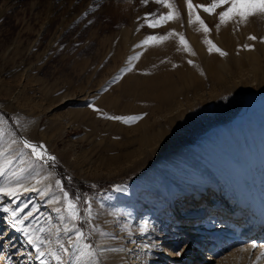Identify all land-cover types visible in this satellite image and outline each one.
Instances as JSON below:
<instances>
[{"label": "rangeland", "instance_id": "rangeland-1", "mask_svg": "<svg viewBox=\"0 0 264 264\" xmlns=\"http://www.w3.org/2000/svg\"><path fill=\"white\" fill-rule=\"evenodd\" d=\"M209 2L210 0H194V3L198 4ZM175 3L179 8V0H175ZM165 10L154 2L145 5L141 0H0V136H6L12 146L8 153L4 151L0 154V165H8L14 172L26 165L38 167L42 173L45 170L53 173L47 189L52 197H41L37 193L32 195L33 192L30 191L27 197L21 196L7 206L8 198L0 195V215L6 213V207L15 210L20 208L23 202L28 205L23 212H17V218H23L29 210L33 211V216L25 221V226L30 225L35 230L32 233L34 236L40 235L51 240V244L41 246L42 250H45V256L41 259L47 264H58L48 253L49 248L66 259V254L56 244V240L59 239L68 246V236L74 235L76 230L73 228L74 223L84 233L86 243H91L94 249L102 234L131 242L128 248H134L132 244H138L147 230L150 219L146 220V226L144 224L139 231H134L136 237L131 241L129 236L133 228H126L133 221L140 224V191H137L136 196L132 194L127 198H114V183L118 180L135 181L139 179L140 170L127 169L122 172L123 166L128 162L118 164L119 161L110 159V154L115 151L106 149L107 140L102 136L107 135L104 130L111 120V115L108 114L104 121L102 117L93 121L87 119L86 107L93 105L95 101L105 100L106 97L118 96L117 84L123 83L124 75L131 74L132 68H136L135 62L130 63L132 59L128 53H124L129 44L123 46L122 29H129L132 22L137 20L138 28L145 36H139L140 39L159 35L165 29L148 27L144 18L148 13L159 16L167 11ZM201 15L211 29L206 34L207 38L227 53L220 57L219 53L213 51L222 60L226 59L223 74H228L230 79L226 85L229 91L213 98L206 96L203 108L205 114L215 118L227 115L231 117L241 103L243 92L264 88V41L260 39L264 37V18H251L247 24H238L233 20L232 25L229 23L219 28L223 33L216 30V24L219 22L217 16H209L202 11ZM180 19V33L185 37V27L182 23L185 20L184 14L181 13ZM164 25V28H171L169 23ZM191 30L195 32L194 26H191ZM249 35H255L257 39L249 40ZM139 38L137 39L140 40ZM244 44H252L254 48L248 50L242 47ZM206 50H209L208 45ZM117 75L118 78H114ZM210 83L207 78L205 89L210 88ZM43 90H47L51 96L55 95L56 100L53 97L52 105L42 107L47 105L49 99L44 97ZM60 94H66L64 102L60 101V98L57 99ZM91 108H97V105ZM75 118L89 122L88 127L66 123ZM32 120L37 121L31 124ZM23 129L27 133H23ZM19 135L37 145L43 142L47 153L55 156L56 160H37L31 155L30 149L23 147ZM240 139L244 140L242 136ZM13 140L16 141L15 144L12 143ZM62 148L67 151L65 154L58 153ZM6 160L11 163L5 164ZM39 176V173L33 174L31 171L27 178L35 180ZM58 179L62 180L65 190L81 197L78 209L82 216L80 221H72L66 211L57 213L54 209L62 207L61 204H49L48 201L53 197L62 196L60 186L55 184ZM85 201L91 205L90 214L85 211L88 208ZM150 201L149 206L152 204L151 207L154 205L155 209L159 208L156 206L158 202H164L155 199L154 203ZM165 206L166 202L160 207L163 209ZM152 208L148 210L150 217L155 214V209ZM241 218L244 216L241 215ZM123 223H127L125 228L122 227ZM41 227L46 231L39 232ZM65 228L70 231L65 233ZM118 228L123 232L116 233ZM4 229L1 224L0 235ZM14 230L17 232L14 236L16 242H12L15 249L10 250L12 252L9 255L2 253L4 235L0 237V264H7L9 257H13L12 264H40V261L35 259L38 254L35 246L28 242L27 236L22 234L19 227ZM250 238H244L240 242L241 246ZM261 241L264 242V237L260 233L252 243L257 245L262 243ZM186 242L185 239L178 240L173 248L179 251ZM229 246L231 245H215L218 250L214 256L222 257ZM128 248L126 249L129 250ZM123 257L122 264H143L146 259L135 257L130 260L127 254ZM194 262L190 260L187 264H195ZM209 263L215 264V261Z\"/></svg>", "mask_w": 264, "mask_h": 264}, {"label": "bare ground", "instance_id": "bare-ground-1", "mask_svg": "<svg viewBox=\"0 0 264 264\" xmlns=\"http://www.w3.org/2000/svg\"><path fill=\"white\" fill-rule=\"evenodd\" d=\"M179 5L185 17L182 23L189 49L185 50L177 35L158 44L143 45L141 42L145 38H139L144 35L138 28L137 20L132 22L129 29H122L123 46L129 44L127 51H124L126 48L122 51L128 53L132 59H129L130 63L135 62L136 68H132L131 74L124 75L123 83H115L119 86L118 96L95 101L92 107L97 105V108L86 107L87 119L93 121L100 117L104 121L108 114L111 117H141L131 123L111 118L104 130L107 135L102 137L107 140L106 149L115 151L110 154V159L119 161L118 164L128 162L122 172L140 170L139 179L131 182L118 180L113 185L114 198L117 199L141 192L138 194L142 204L139 206L140 224L133 221L127 227V223L122 225L134 229L129 236L131 241L136 237L134 231H139L144 224L146 226V220L150 219L139 243L132 244L134 248H128L131 242L102 234L95 248L99 264H122L126 254L130 260L146 258L143 264H187L190 260H194L195 264H210L211 261L215 264H264V256L261 255L264 253V242L252 247L257 234L261 233L264 237V107L238 119H233V114L218 118L205 114L203 105L206 96L217 97L229 89L226 85L230 79L228 74H223L227 63L215 52L206 50L204 41L208 35L199 30L198 24L188 23L184 0H179ZM168 23L171 28L160 26L165 30L157 36H164L173 29L176 33L181 32L179 20ZM191 26H194L195 32ZM136 39L138 42H135ZM206 77L211 82L208 89L204 86ZM42 94L49 98L47 105L41 103L42 107L50 106L56 100L55 95L51 96L47 90H43ZM57 97L64 102L66 94ZM36 121L30 123L35 124ZM66 123L85 128L89 125L82 118ZM24 129L23 133H27ZM6 138L0 136V154L4 151L8 153L12 147ZM66 152L64 148L58 151ZM11 170L8 165L5 166V173L0 176V187L23 184L31 188L35 185L37 191L32 195L49 192L51 171L42 173L38 167L26 165L18 172ZM31 171L40 176L35 180L28 179ZM36 180L40 182L37 184ZM28 193L30 191H21L15 197L4 193L0 195L8 198L7 206H10L21 196L27 197ZM48 196L51 194L48 193ZM150 199L162 200L166 206L162 209L160 206L164 202H158L156 206L159 208L155 209L154 205L152 208V204L149 206ZM24 205L25 202L20 208ZM149 207L155 209L153 217H150ZM12 219L10 213L0 215V225L5 228L1 234L4 235L2 253L6 255L15 249L12 242H16L14 236L17 232L12 227ZM119 232H123L121 228L116 229V233ZM247 237L251 238L241 246L240 242ZM183 239L187 240L186 244L176 251L174 245ZM85 243L83 236L78 245L69 248L65 260L83 250ZM225 244L231 245L227 247V252L222 257L214 256L218 250L215 245L221 247ZM12 258L9 257L6 263L12 264ZM82 262L92 264L88 257H84Z\"/></svg>", "mask_w": 264, "mask_h": 264}, {"label": "snow or ice", "instance_id": "snow-or-ice-1", "mask_svg": "<svg viewBox=\"0 0 264 264\" xmlns=\"http://www.w3.org/2000/svg\"><path fill=\"white\" fill-rule=\"evenodd\" d=\"M141 2L145 5L154 2L157 5L163 6L167 9L166 12L156 16L155 13H148L145 16V21L147 26L150 28H157L164 24H167L170 21L179 20L181 17V12L175 3V0H141ZM184 4L187 8V15H188V23L189 24H198L200 26L199 30L207 34L211 31L209 25L206 23L205 19L201 15V11L206 13L209 16H217L218 23L216 24L217 30L222 25H228L231 21L235 20L238 24L243 23L247 24L251 18H264V0H210L209 3L206 4H198L194 3V0H184ZM148 17H155L153 19H149ZM177 35L179 36V41L181 45L185 48V50L189 49L188 41L185 39L182 33H176L173 29L172 31L168 32L164 36H157V35H150L147 36L141 43L143 45L158 44L167 39L171 36ZM249 40H256L257 37L255 35H249ZM264 41V37L260 38ZM209 46V52H217L220 55L224 56L227 53L219 48L211 39H205L204 41ZM243 48L248 50H252L254 45L252 44H244L242 45ZM135 58V57H134ZM192 63V61H189ZM130 70V69H127ZM92 107V105H90ZM98 110V109H97ZM112 119L116 120H123L125 123H131L136 120H139L140 116H129V117H121L115 116L111 117ZM13 144L16 143L15 140L12 141ZM23 147L26 149L31 150V155L35 157L37 160L43 161L47 158L48 161H55L56 157L47 153V150L43 144L37 145L36 143L31 142L28 139H23L22 141ZM10 160H6L5 164H10ZM5 173V167L0 165V176H3ZM35 179V178H34ZM40 181L36 180L38 184ZM55 184L60 186L62 196L53 197L49 200V204H56L59 203L62 207H57L54 210L59 213L61 211H66L68 216L72 221H80L82 216L79 212V201L81 200L80 196H76L69 191L64 189V185L62 180H56ZM36 192L37 188L33 185L31 188L25 187L23 184H17L15 187H0V193H4L8 196H16L18 192ZM41 196H47V191L40 192ZM88 204V208L85 211H88L90 214L91 205L88 201H85ZM28 205L25 204L23 208H17L15 210H10L9 208H4V212L9 213L12 219V227L16 228L19 227L21 231L27 236V240L30 244L35 246L36 252L38 253L35 256V259L40 261V264H47V262L42 257L45 256V250H42V245H49L51 244V240L48 237H42L40 235H33V230L31 226H25V221L33 216V211H28L23 218H17V212H23ZM82 227V226H81ZM73 228H75L74 235H69L67 239V245L59 239L56 240V244L59 245L60 249H62L64 254H69V248L75 247L78 245L81 238L84 236V233L80 230V227L74 223ZM39 232H44L46 229L41 227ZM65 233H68L70 229H63ZM257 245L255 243L252 244V247L255 248ZM48 253L51 255L52 259L57 261L58 264H79L84 257H88L92 264H99V258L97 255L96 250L93 248L91 243H85L83 245V250L79 251L78 254L75 256L70 257L67 261L64 259V256L57 253V251L49 248L47 249ZM101 251H105V249H101ZM115 251V249H113ZM179 255V253H177ZM264 256V253L261 254Z\"/></svg>", "mask_w": 264, "mask_h": 264}, {"label": "water", "instance_id": "water-1", "mask_svg": "<svg viewBox=\"0 0 264 264\" xmlns=\"http://www.w3.org/2000/svg\"><path fill=\"white\" fill-rule=\"evenodd\" d=\"M263 107H264V88L246 90L245 92H243L241 103L239 107L236 109V111H234L232 117L233 119H238ZM21 140H23L22 136H21ZM40 144H43L45 146L43 142L39 143V145Z\"/></svg>", "mask_w": 264, "mask_h": 264}]
</instances>
